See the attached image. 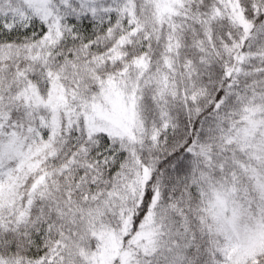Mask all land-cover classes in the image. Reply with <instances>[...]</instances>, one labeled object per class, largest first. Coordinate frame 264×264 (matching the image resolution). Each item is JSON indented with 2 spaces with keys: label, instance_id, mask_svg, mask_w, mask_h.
<instances>
[{
  "label": "snow or ice",
  "instance_id": "1",
  "mask_svg": "<svg viewBox=\"0 0 264 264\" xmlns=\"http://www.w3.org/2000/svg\"><path fill=\"white\" fill-rule=\"evenodd\" d=\"M0 264H264V0H0Z\"/></svg>",
  "mask_w": 264,
  "mask_h": 264
}]
</instances>
